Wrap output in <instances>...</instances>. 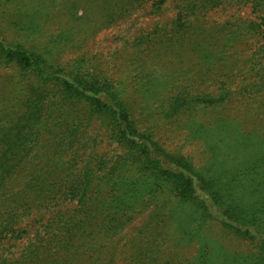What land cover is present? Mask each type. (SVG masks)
Returning <instances> with one entry per match:
<instances>
[{
  "label": "trees",
  "instance_id": "16d2710c",
  "mask_svg": "<svg viewBox=\"0 0 264 264\" xmlns=\"http://www.w3.org/2000/svg\"><path fill=\"white\" fill-rule=\"evenodd\" d=\"M172 1L175 17L136 38L134 68L114 77L78 51L167 0H0V264H114L109 239L150 209L124 264L177 262L188 242L207 264L213 227L248 247L225 264H264V0ZM226 7L256 19L205 22ZM164 56L191 61L189 77L163 74ZM163 129L202 146V165L166 149Z\"/></svg>",
  "mask_w": 264,
  "mask_h": 264
},
{
  "label": "rangeland",
  "instance_id": "374dc122",
  "mask_svg": "<svg viewBox=\"0 0 264 264\" xmlns=\"http://www.w3.org/2000/svg\"><path fill=\"white\" fill-rule=\"evenodd\" d=\"M85 7L86 4L81 2L79 9L77 10L78 14L82 13ZM151 11V4H144L141 8L133 11L124 19L118 21L112 26L98 31L96 34L91 36L78 52L86 54L90 59L93 58L92 60H94L95 63L101 64V66L104 67V69L109 70L110 73H112L111 75L114 77L121 76L123 72L127 73V69H132L135 66V64L131 62V52L134 40L141 35L153 32V30L158 27L167 26L176 15V9L172 0H167L163 11L160 13L153 14ZM231 17H240L251 20L256 19L249 8L226 7L217 8L207 12L204 16V20L205 22L208 21L211 24H217L222 23ZM74 55H76V53L67 52L63 55L61 61L66 62L73 58ZM168 57L169 56H164V70L162 73L174 77L177 75V71L181 70L184 72V78H188L189 76L186 74V70L187 68L192 67V62L187 61L186 63H180L177 61L176 57L171 56L169 58V63H166ZM88 132L90 137H97L98 141L103 142L102 144H98L100 151L109 153L113 151V145L108 144L102 130L97 127L96 123H92ZM158 137L159 141L169 151L180 152L182 155L189 157L196 167L202 165L201 159L204 157L203 148L198 143H188L185 141V136L180 135L179 132H172L168 129H163ZM50 212L51 211L34 212L28 219V222L32 221L31 224L33 229H36L40 223L44 222L48 218ZM150 216L151 209L136 215V217L129 222L126 228H124L116 237L109 239L106 244L108 250L114 247L118 251L114 264L125 263V261H123V259H121L118 255L119 252L125 248L123 246L126 245V242L131 243V241L137 239L136 234L138 230L147 223ZM173 227H176L175 223L166 225V228H168L170 232L173 231ZM209 233L210 235L211 233L213 235H211V243H209V241L207 242L208 247L212 249L211 255L212 251H214L212 257L207 260V264H225V256L228 250H237L238 248L246 250L248 248L243 246L240 241L234 240L230 236L221 234L216 227H213ZM168 238L171 237L169 236ZM198 248L197 244L190 242L186 243L182 249H177L181 257V259L177 260V262L170 258L169 255H166V251H160L161 253L158 254L159 264H196L195 260L196 255L198 254ZM15 250L16 249L14 248L13 251ZM232 264H237V262H232Z\"/></svg>",
  "mask_w": 264,
  "mask_h": 264
}]
</instances>
